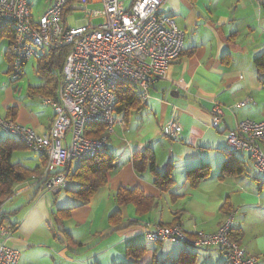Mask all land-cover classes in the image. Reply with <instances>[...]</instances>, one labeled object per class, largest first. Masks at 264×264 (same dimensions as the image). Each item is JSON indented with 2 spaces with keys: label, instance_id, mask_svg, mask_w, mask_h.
<instances>
[{
  "label": "crops",
  "instance_id": "0c3cea01",
  "mask_svg": "<svg viewBox=\"0 0 264 264\" xmlns=\"http://www.w3.org/2000/svg\"><path fill=\"white\" fill-rule=\"evenodd\" d=\"M50 1L26 0L33 20L45 13ZM162 11L183 32L182 54L165 77L151 85L139 108L122 114L112 132L104 133L106 151L115 157V167L106 173L105 184L86 204L79 205L64 189L49 192L27 178L17 183L12 195L0 205L4 214L0 223L14 226L5 244L19 252L18 264H117L126 260L127 246L145 247L144 261L155 257L171 262L181 251L190 249L196 254V264H221L223 258L214 247L192 249L181 243H158L145 234L155 225L172 224H179L190 236L202 230L214 232L230 210L234 211L237 195L249 202L250 184L255 182L258 191L263 189L264 177L255 174L258 170L246 153L234 151L235 156L230 155L233 150L226 144L224 133L240 120H264V84L254 63L264 52V0H166ZM64 13L65 25L83 21V11L73 5ZM4 40V47L3 39L0 41V58L7 63L8 72L5 52L9 42ZM10 82L0 96V117L30 126L37 134L46 132L52 107L43 102L44 111L25 106L13 96ZM42 83L43 79L28 86ZM247 98L252 102L237 105ZM215 104L222 109L216 128L211 125ZM172 118L182 127L178 140L160 133L161 126ZM5 138L16 136L0 130V141ZM146 149L153 152L157 171H170L174 179L167 192L154 185L147 165L140 173L133 168L132 153ZM24 153L30 152L14 151L12 161L42 171L43 158L31 153L33 158H24ZM226 162L229 165L223 172ZM202 165L209 166V176L196 186L190 185L187 170ZM66 187L76 185L68 182ZM119 187L138 188L153 198V204L139 214L133 203H127L120 207L119 222L111 224L108 215L119 208L114 197ZM226 201L228 206L221 210ZM68 207L72 208L69 217L58 220L56 211ZM238 227L233 223L231 228L243 245V229ZM259 242L264 246L263 240ZM244 247L248 253H260L257 248Z\"/></svg>",
  "mask_w": 264,
  "mask_h": 264
},
{
  "label": "built area",
  "instance_id": "2783aa9c",
  "mask_svg": "<svg viewBox=\"0 0 264 264\" xmlns=\"http://www.w3.org/2000/svg\"><path fill=\"white\" fill-rule=\"evenodd\" d=\"M166 0H51L45 13L33 20L26 0H0V20L10 24L14 34L9 45L10 80H17L29 58L38 61L41 51L68 47L57 98L42 102L53 109L49 129L37 134L32 127L0 117V130L13 134L32 152L43 155L40 175L28 179L56 193L65 186L70 164L94 157L107 137L84 134L91 123L102 124L105 133L121 120L115 112L116 90L121 81L134 83L141 101L151 85L164 78L183 47V32L173 18L162 11ZM83 11L81 24L63 22L65 7ZM99 5V8L91 7ZM79 6V7H78ZM252 102L249 98L237 105ZM213 127L221 121L222 109L211 110ZM182 127L176 118L161 126L160 133L178 140ZM228 147L246 153L254 168L264 171V120H240L224 133ZM232 217L220 222L214 232L187 235L179 224L155 225L145 236L154 242H183L198 249L214 247L222 264H261L230 238ZM13 227L0 223V264H18L19 252L7 246Z\"/></svg>",
  "mask_w": 264,
  "mask_h": 264
},
{
  "label": "trees",
  "instance_id": "16d2710c",
  "mask_svg": "<svg viewBox=\"0 0 264 264\" xmlns=\"http://www.w3.org/2000/svg\"><path fill=\"white\" fill-rule=\"evenodd\" d=\"M64 12L63 22L65 14ZM13 34L14 32L10 27V24L3 20H0V41L2 39H6L10 45ZM68 50V47H60L56 49L48 48L41 51V58L36 64V72L40 77H42L43 83L40 86H28L27 94L29 96L40 97L41 99L57 98V88L60 81L63 63L68 53ZM5 56L7 57L9 63L8 73H10L11 58L9 55V48L5 52ZM254 63L256 67L255 71L257 73V77L259 81L264 84V52L255 57ZM11 81L12 83L15 82V80ZM140 102L142 101L140 99L139 90L134 83L128 81H121L118 84L116 90L115 104L116 113L120 115H127L131 110L138 109ZM13 109V107L9 108L7 113L10 114V111ZM104 133V126L98 123H91L87 125L84 131V134L89 137H99L104 135ZM22 150H28L33 155L43 158L42 160L45 161L43 155L32 152L18 138H5L4 140H1L0 205L6 198L12 195V193L14 192V187L17 183L26 180L33 174H41V171H39L38 167L30 169L18 162L12 161L11 158L13 152ZM230 152V155L235 156L234 153H232L234 151ZM114 158L115 157L113 155L109 154L106 151L105 144L94 157H89L82 160H75L76 164L74 168L71 170V168L69 167L67 171L65 186L63 188L64 191L69 194L71 198L76 200L79 205L86 204L89 198L101 186L105 184L106 173L113 170L115 167ZM131 163L137 173H140L147 165V170L150 171L153 175L154 185L159 188L162 192H167L174 185V179L172 178L170 171L165 170L163 173L157 171L155 166L154 155L150 149H146L143 152L132 153ZM228 165V162L224 163L222 165L221 171L225 172V169L228 168ZM209 173V166L202 165L188 169L186 176L190 182V185L196 186L201 180L207 178L209 176ZM68 182L74 183L76 185V188L66 187V184ZM114 197L119 208H117L108 215V221L111 224H117L119 222L121 218L120 207L127 203H133L135 205L137 213L139 214L147 212L153 204V198L145 195L138 188L119 187L116 190ZM226 206H228L227 201L223 204L221 210H224V207ZM71 210V207L58 209L56 211L57 213H59L58 220L62 221L64 219H67ZM2 217H4V214L0 212V222H2V220L4 219ZM59 229L63 231L61 227H59ZM230 233L231 238L238 243V241H240L239 234L235 233L232 229ZM177 243H181L184 246L190 247L192 249H198L183 242ZM145 252L146 248L143 246H127L125 249L126 260L117 264H196V254L190 249L187 251H181L178 257L171 262H164L162 260H158L155 257H152L149 261H144L143 258Z\"/></svg>",
  "mask_w": 264,
  "mask_h": 264
},
{
  "label": "rangeland",
  "instance_id": "374dc122",
  "mask_svg": "<svg viewBox=\"0 0 264 264\" xmlns=\"http://www.w3.org/2000/svg\"><path fill=\"white\" fill-rule=\"evenodd\" d=\"M4 46H6V41L3 39V41L1 42V47ZM35 66L36 64L34 63V60L32 58H29L23 65V72L20 78L13 82V96L17 101L23 103L25 106H28L31 109H34V111H44L45 107L43 106L42 99L40 97H31L27 94L28 85H33L42 81V77L37 74ZM9 74L10 73L7 72V63H5L2 58H0V96L5 87H10L11 82ZM30 153H24V158H33ZM243 157H245V160L249 162L247 156L243 155ZM14 158H18L17 155H15ZM75 164L76 163L74 162V165ZM262 173L263 172L255 171L256 175H262L264 177V173ZM250 186L251 187L249 189L251 190L252 196L249 202H247L242 196L237 195V204H235L233 208L236 212L230 210V213L227 214L226 218L231 216L232 225L233 223L235 225L239 224L238 228L242 227L243 229V234L241 233L243 245L240 243V241H238V244L243 248H245L244 245L248 249L257 248L260 253L250 254L259 257L262 260V264H264V246L259 242V240L264 241V187L261 191H258V185L255 182L250 184ZM246 204H249V207H246ZM231 229L232 228H230V232ZM204 232L209 233V231Z\"/></svg>",
  "mask_w": 264,
  "mask_h": 264
}]
</instances>
